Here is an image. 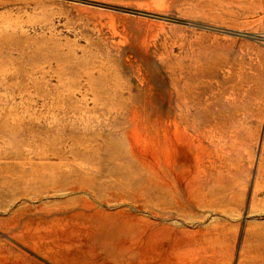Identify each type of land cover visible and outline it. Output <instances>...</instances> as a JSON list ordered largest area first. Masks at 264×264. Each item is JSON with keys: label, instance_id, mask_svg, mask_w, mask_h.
Instances as JSON below:
<instances>
[{"label": "rangeland", "instance_id": "374dc122", "mask_svg": "<svg viewBox=\"0 0 264 264\" xmlns=\"http://www.w3.org/2000/svg\"><path fill=\"white\" fill-rule=\"evenodd\" d=\"M0 264H264V0H0Z\"/></svg>", "mask_w": 264, "mask_h": 264}]
</instances>
